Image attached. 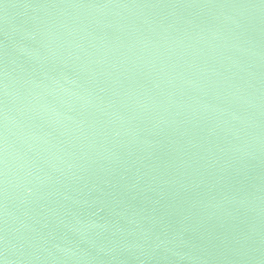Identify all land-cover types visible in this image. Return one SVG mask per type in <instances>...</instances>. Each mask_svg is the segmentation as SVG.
<instances>
[{
	"label": "water",
	"instance_id": "obj_1",
	"mask_svg": "<svg viewBox=\"0 0 264 264\" xmlns=\"http://www.w3.org/2000/svg\"><path fill=\"white\" fill-rule=\"evenodd\" d=\"M0 264H264V0H0Z\"/></svg>",
	"mask_w": 264,
	"mask_h": 264
}]
</instances>
